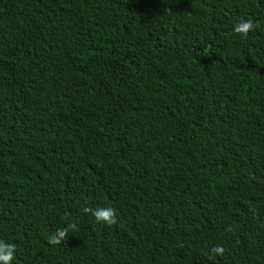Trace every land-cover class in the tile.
Wrapping results in <instances>:
<instances>
[{
  "label": "trees",
  "instance_id": "trees-1",
  "mask_svg": "<svg viewBox=\"0 0 264 264\" xmlns=\"http://www.w3.org/2000/svg\"><path fill=\"white\" fill-rule=\"evenodd\" d=\"M0 241L11 264H264V0H0Z\"/></svg>",
  "mask_w": 264,
  "mask_h": 264
},
{
  "label": "clouds",
  "instance_id": "clouds-1",
  "mask_svg": "<svg viewBox=\"0 0 264 264\" xmlns=\"http://www.w3.org/2000/svg\"><path fill=\"white\" fill-rule=\"evenodd\" d=\"M255 25L250 19H240L237 23L233 25V31L235 34L241 36V38L246 39L251 31H253ZM82 212L85 214H91L95 221L100 224H106L108 226L115 225L117 223L116 218V210L112 207L107 208H92L89 206H85L82 209ZM75 225L69 224L67 227L62 230H57L55 235L49 238V243L56 245L61 243L62 240L65 239L69 230L74 229ZM3 241H0L2 244ZM213 251L217 254H223V247H216ZM15 245L9 244L6 249L0 248V264H11L14 259Z\"/></svg>",
  "mask_w": 264,
  "mask_h": 264
}]
</instances>
